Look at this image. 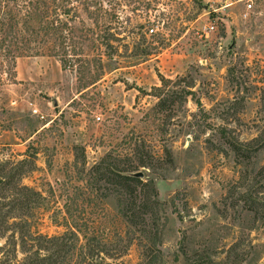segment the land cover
I'll list each match as a JSON object with an SVG mask.
<instances>
[{
  "label": "rangeland",
  "instance_id": "1",
  "mask_svg": "<svg viewBox=\"0 0 264 264\" xmlns=\"http://www.w3.org/2000/svg\"><path fill=\"white\" fill-rule=\"evenodd\" d=\"M104 6L85 23L109 47L0 66V169L24 158L41 196L8 220L46 238L31 239L38 264H84L80 243L91 264H264V0ZM108 165L152 182L111 185Z\"/></svg>",
  "mask_w": 264,
  "mask_h": 264
},
{
  "label": "trees",
  "instance_id": "2",
  "mask_svg": "<svg viewBox=\"0 0 264 264\" xmlns=\"http://www.w3.org/2000/svg\"><path fill=\"white\" fill-rule=\"evenodd\" d=\"M107 2L108 0H0V66H12L14 71L15 58L23 54H48L55 56L62 66L71 65L73 63H71L72 59L68 58L69 55L81 52L75 51L82 48L78 46V43L82 45L84 41H90L94 47L100 44L109 47L108 41H103L101 36L94 33L93 26L85 23V19L90 20L92 25L100 22V19L107 14L104 6ZM108 21L106 20V24ZM75 22L79 25H75ZM68 51H72V54ZM84 61L90 62V59H84ZM97 61L94 60L93 64L100 63L99 58ZM95 72V75L89 77V82L99 77V72ZM23 159L16 162L10 161L7 166L5 165L8 164L7 162L1 164L0 170L3 174L0 173V237L8 229L11 232L8 234L9 237L6 236L0 243V264H38L42 263L41 259H44V255L39 254L36 249L31 256V239L37 238L39 245L38 239L45 237L30 231V218L14 216L16 218L8 220L11 217L9 216L11 210L26 207V211H29L36 198L41 197L38 190L19 181L18 166ZM101 163L102 159L94 163L91 166L92 170L97 172ZM105 168L103 176L111 185L122 184V187H130L142 182L139 176L133 175L136 172L134 168L120 169L116 165H108ZM93 182V177L92 180L87 181L88 184ZM151 182L148 180L141 184ZM27 192L30 196H26ZM240 198L244 203L251 201L247 192L242 193ZM3 206H6V209L2 211ZM81 207L80 203L75 204L76 211L82 209ZM65 211H68L67 208ZM69 213H71L70 209ZM85 219L81 220V223H85ZM75 225H78L76 221ZM77 228L80 229L79 226ZM69 232L74 233L71 229ZM17 237H19L18 242H16ZM17 248L22 253L19 258L16 254ZM79 248H81V259L84 264L99 261L96 247L86 246L82 249L83 245L80 243ZM97 256L98 259H96Z\"/></svg>",
  "mask_w": 264,
  "mask_h": 264
},
{
  "label": "water",
  "instance_id": "3",
  "mask_svg": "<svg viewBox=\"0 0 264 264\" xmlns=\"http://www.w3.org/2000/svg\"><path fill=\"white\" fill-rule=\"evenodd\" d=\"M133 175L140 176V172L136 171V172L133 173Z\"/></svg>",
  "mask_w": 264,
  "mask_h": 264
},
{
  "label": "built area",
  "instance_id": "4",
  "mask_svg": "<svg viewBox=\"0 0 264 264\" xmlns=\"http://www.w3.org/2000/svg\"><path fill=\"white\" fill-rule=\"evenodd\" d=\"M246 6L249 7V6H250V2H247V3H246ZM211 27H212V26H210V28H211Z\"/></svg>",
  "mask_w": 264,
  "mask_h": 264
}]
</instances>
